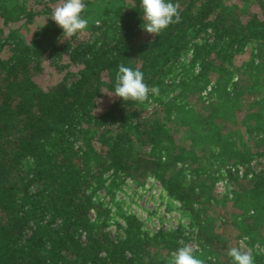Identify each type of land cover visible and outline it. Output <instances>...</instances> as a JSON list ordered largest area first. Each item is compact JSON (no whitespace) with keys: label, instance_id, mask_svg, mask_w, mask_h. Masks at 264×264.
<instances>
[{"label":"trees","instance_id":"trees-1","mask_svg":"<svg viewBox=\"0 0 264 264\" xmlns=\"http://www.w3.org/2000/svg\"><path fill=\"white\" fill-rule=\"evenodd\" d=\"M58 2L0 0V264H168L181 242L232 264L243 237L264 264V169L236 168L264 161V0H170L181 20L158 36L142 30L140 0H84L89 26L71 38L47 19ZM120 64L159 94L109 96ZM148 102L158 109L146 118ZM149 177L194 237L181 224L151 234L134 214L108 233L97 192ZM222 178L232 197L216 194Z\"/></svg>","mask_w":264,"mask_h":264},{"label":"rangeland","instance_id":"rangeland-1","mask_svg":"<svg viewBox=\"0 0 264 264\" xmlns=\"http://www.w3.org/2000/svg\"><path fill=\"white\" fill-rule=\"evenodd\" d=\"M230 1L236 2V0ZM238 4L241 5L242 3ZM189 55L190 54H188V57ZM55 63L56 61L54 58L49 59L46 62L43 71L39 73L38 78L36 79L41 80L40 82L45 80L47 81L52 73L50 72L51 68H49V66H52ZM209 91L210 88L207 87V89L203 90L201 93V99L205 101V104L209 103L210 101ZM175 94L176 92L168 96L171 97V95ZM194 101L195 99L193 98L186 102L183 100V104L186 106L195 104ZM193 106L194 105H191L190 107L193 108L192 114L193 116H196V120H198V117L202 114H206V112L201 109L199 105H195L196 108ZM157 109V105L148 102L145 105L144 117H151L155 114ZM236 168L238 170L239 177L243 176L244 174L250 176L254 172L257 173L261 169H264V161L260 158L253 157L250 158L248 163H245L244 165H238ZM220 174L224 176V169H222V167L220 168ZM214 190L219 197L226 196L228 198L229 195H231V197L233 196L231 193L233 189L231 184L227 181V178L218 179L215 183ZM166 198V194L162 190L160 183L154 177H149L143 186H137L132 183V181L127 179L119 190L114 191L112 198L110 195L106 194L104 190H100L95 196L97 201L103 202V205L110 208L111 219L109 221L110 225L107 230L110 235H112L116 230L115 222L122 223V215L134 214L142 222V224H144L146 230H149V233L151 234L157 231L159 228L168 230L175 228L176 225L181 224L183 226V232L186 235H190V237H194L195 229L191 226V224H188V218L183 216L178 210V202L175 200L170 201L168 198ZM230 202L231 200L228 199L227 203L229 208H231ZM91 217L93 218V215H91ZM157 217H159L158 222L155 221ZM214 230L221 234L222 228L220 225H218L217 230L215 227ZM246 240V237H243L239 240H233L231 241L229 247H241L247 250L249 247L244 242ZM190 246L195 248L193 244H190Z\"/></svg>","mask_w":264,"mask_h":264},{"label":"clouds","instance_id":"clouds-1","mask_svg":"<svg viewBox=\"0 0 264 264\" xmlns=\"http://www.w3.org/2000/svg\"><path fill=\"white\" fill-rule=\"evenodd\" d=\"M143 11L142 30L152 36H158L168 26L179 23L181 16L179 8L170 0H140ZM86 5L84 0H59L57 6L47 19H51L62 29V34L68 38L83 32L89 26L87 18L82 17ZM156 96L159 88L149 87L144 82V74L140 69H133L124 64L118 65L115 76L113 93L109 96L119 98L121 101H136L144 103L149 101V94ZM180 247L171 253L168 264H205L204 259L196 253L197 248L185 245L181 242ZM232 264H255L252 249L232 247L227 251Z\"/></svg>","mask_w":264,"mask_h":264},{"label":"built area","instance_id":"built-area-1","mask_svg":"<svg viewBox=\"0 0 264 264\" xmlns=\"http://www.w3.org/2000/svg\"><path fill=\"white\" fill-rule=\"evenodd\" d=\"M158 218H159V217H157V219H156L155 221H157V222H158ZM159 229H161V228H159ZM159 229H158V230H159Z\"/></svg>","mask_w":264,"mask_h":264}]
</instances>
